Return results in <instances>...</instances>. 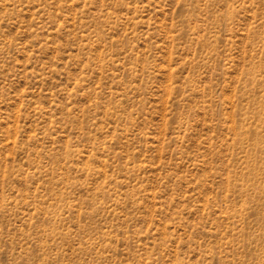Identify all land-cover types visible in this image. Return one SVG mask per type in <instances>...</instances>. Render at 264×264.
<instances>
[{
  "label": "rangeland",
  "instance_id": "1",
  "mask_svg": "<svg viewBox=\"0 0 264 264\" xmlns=\"http://www.w3.org/2000/svg\"><path fill=\"white\" fill-rule=\"evenodd\" d=\"M0 264H264V0H0Z\"/></svg>",
  "mask_w": 264,
  "mask_h": 264
}]
</instances>
